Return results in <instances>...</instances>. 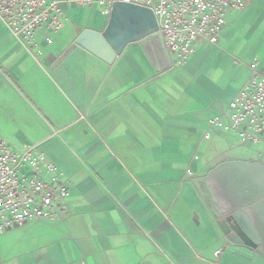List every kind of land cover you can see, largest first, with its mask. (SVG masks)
Wrapping results in <instances>:
<instances>
[{
    "label": "crops",
    "instance_id": "1",
    "mask_svg": "<svg viewBox=\"0 0 264 264\" xmlns=\"http://www.w3.org/2000/svg\"><path fill=\"white\" fill-rule=\"evenodd\" d=\"M60 1L64 27L31 45L0 18V138L39 145L71 188L62 220L0 234V264H264L227 239L201 181L223 162H264L230 134L203 139L254 58L264 71V0L230 13L218 45L199 43L180 67L149 36L107 63L79 40L106 34L111 16Z\"/></svg>",
    "mask_w": 264,
    "mask_h": 264
},
{
    "label": "built area",
    "instance_id": "2",
    "mask_svg": "<svg viewBox=\"0 0 264 264\" xmlns=\"http://www.w3.org/2000/svg\"><path fill=\"white\" fill-rule=\"evenodd\" d=\"M249 0H73L78 7H96L111 16L121 3L147 8L158 22L173 64L183 66L199 43L218 45L232 12ZM60 0H0V18L23 45H31L43 28L64 27ZM254 58L249 74L227 109L208 121L203 139L214 132L234 136L245 145L264 146V71ZM199 157L195 156L194 160ZM189 174H192L189 171ZM70 183L39 145L13 149L0 138V234L29 222H58L67 213Z\"/></svg>",
    "mask_w": 264,
    "mask_h": 264
},
{
    "label": "water",
    "instance_id": "3",
    "mask_svg": "<svg viewBox=\"0 0 264 264\" xmlns=\"http://www.w3.org/2000/svg\"><path fill=\"white\" fill-rule=\"evenodd\" d=\"M157 31L158 22L151 10L118 3L113 8L110 30L104 35L85 31L79 42L110 64L127 42L136 36H149L160 42L164 57L170 61L164 37ZM201 181L212 194L210 204L227 239L264 256V162H223Z\"/></svg>",
    "mask_w": 264,
    "mask_h": 264
},
{
    "label": "rangeland",
    "instance_id": "4",
    "mask_svg": "<svg viewBox=\"0 0 264 264\" xmlns=\"http://www.w3.org/2000/svg\"><path fill=\"white\" fill-rule=\"evenodd\" d=\"M238 13H240V11L238 12ZM236 141H238V140H236ZM254 148H256V149H261V148H264V146L263 145H258V146H253Z\"/></svg>",
    "mask_w": 264,
    "mask_h": 264
}]
</instances>
